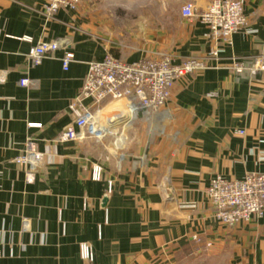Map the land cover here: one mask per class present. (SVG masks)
Returning a JSON list of instances; mask_svg holds the SVG:
<instances>
[{"label": "crops", "instance_id": "obj_1", "mask_svg": "<svg viewBox=\"0 0 264 264\" xmlns=\"http://www.w3.org/2000/svg\"><path fill=\"white\" fill-rule=\"evenodd\" d=\"M211 1L87 0L47 19L48 0H0V264H264V219L225 226L206 197L217 176L264 172V74L231 69L232 57L264 55V0H244L247 26L218 59L206 27L180 15ZM122 4L150 10L124 24ZM41 41L60 48L31 67ZM162 54L210 68L177 82L157 113L107 102L96 115L103 137L59 140L89 63ZM28 139L42 157L34 171L17 161Z\"/></svg>", "mask_w": 264, "mask_h": 264}, {"label": "built area", "instance_id": "obj_2", "mask_svg": "<svg viewBox=\"0 0 264 264\" xmlns=\"http://www.w3.org/2000/svg\"><path fill=\"white\" fill-rule=\"evenodd\" d=\"M80 3L81 0H48L44 15L51 19L59 9L76 11ZM244 5V0H212L206 9L199 11L193 3H186L181 8L180 15L206 27V36L217 43L209 56L218 59L221 47L232 45L233 36L247 26ZM24 40L31 43L29 38ZM59 48L60 43L57 41H41L30 47L26 58L31 67H37L45 58L54 57ZM73 59L72 52L64 53V70L68 69ZM208 68L210 65L207 59L187 58L176 64L171 56L165 54L136 62L106 55L102 61L91 62L78 95L68 107L71 125L60 134L59 140L81 141L85 132L97 138L103 137L106 131L97 124L96 115L97 110L107 102L125 100L131 113H157L166 105L177 82ZM231 69L236 73L252 70L253 74H264V55L249 59L232 57ZM5 76L6 72H2L0 83L4 82ZM31 84L28 78L19 81L22 87H29ZM88 101L90 103L86 104ZM41 160L33 141L28 139L25 151L17 161L34 171ZM94 178H100V169H95ZM108 192H111V184ZM206 197L213 208L215 219L225 226H234L251 219H264V172L246 174L239 180L217 176L206 189ZM81 254L85 261H93L87 245H81Z\"/></svg>", "mask_w": 264, "mask_h": 264}, {"label": "rangeland", "instance_id": "obj_3", "mask_svg": "<svg viewBox=\"0 0 264 264\" xmlns=\"http://www.w3.org/2000/svg\"><path fill=\"white\" fill-rule=\"evenodd\" d=\"M84 1H87V0H81V2H84ZM117 1H119V0H117ZM144 1V0H143ZM127 5H128V7H127ZM122 7L120 8L121 10L120 11H122V13H123V15H122V18H123V23H124V19L126 18L127 19V21L124 23V24H128L127 22L128 21H130L131 20V18H132V20L133 21H131V22H137V23H139V18H143L144 17V15L142 14V13H140V12H142V11H144V12H146V11H149L150 9H145V8H141V7H137V8H135V9H129V6H130V4H122L121 5ZM128 9H129V13L127 14V13H125V12H123V11H127L128 12ZM136 11H137V14H136ZM136 15V16H135ZM133 16L135 17V18H133ZM141 16V17H140ZM143 16V17H142ZM135 22V23H136ZM210 203V202H209ZM213 209V208H212Z\"/></svg>", "mask_w": 264, "mask_h": 264}, {"label": "water", "instance_id": "obj_4", "mask_svg": "<svg viewBox=\"0 0 264 264\" xmlns=\"http://www.w3.org/2000/svg\"><path fill=\"white\" fill-rule=\"evenodd\" d=\"M111 122H114V119H112Z\"/></svg>", "mask_w": 264, "mask_h": 264}]
</instances>
